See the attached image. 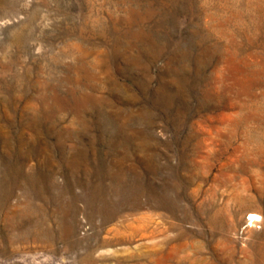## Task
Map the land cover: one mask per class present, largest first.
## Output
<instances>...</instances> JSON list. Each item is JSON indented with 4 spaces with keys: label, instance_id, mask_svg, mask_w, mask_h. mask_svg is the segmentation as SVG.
<instances>
[{
    "label": "rangeland",
    "instance_id": "374dc122",
    "mask_svg": "<svg viewBox=\"0 0 264 264\" xmlns=\"http://www.w3.org/2000/svg\"><path fill=\"white\" fill-rule=\"evenodd\" d=\"M0 264H264V0H0Z\"/></svg>",
    "mask_w": 264,
    "mask_h": 264
},
{
    "label": "bare ground",
    "instance_id": "6f19581e",
    "mask_svg": "<svg viewBox=\"0 0 264 264\" xmlns=\"http://www.w3.org/2000/svg\"><path fill=\"white\" fill-rule=\"evenodd\" d=\"M254 218H257V216L254 215Z\"/></svg>",
    "mask_w": 264,
    "mask_h": 264
},
{
    "label": "built area",
    "instance_id": "2783aa9c",
    "mask_svg": "<svg viewBox=\"0 0 264 264\" xmlns=\"http://www.w3.org/2000/svg\"><path fill=\"white\" fill-rule=\"evenodd\" d=\"M250 220V219H249Z\"/></svg>",
    "mask_w": 264,
    "mask_h": 264
}]
</instances>
